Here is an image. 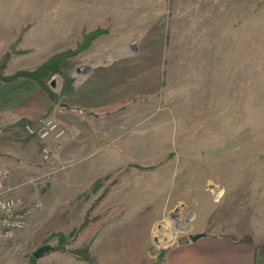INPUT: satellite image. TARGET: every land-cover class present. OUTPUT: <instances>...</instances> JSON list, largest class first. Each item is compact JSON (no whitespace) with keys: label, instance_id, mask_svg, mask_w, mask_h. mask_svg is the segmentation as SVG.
Here are the masks:
<instances>
[{"label":"rangeland","instance_id":"374dc122","mask_svg":"<svg viewBox=\"0 0 264 264\" xmlns=\"http://www.w3.org/2000/svg\"><path fill=\"white\" fill-rule=\"evenodd\" d=\"M232 58L241 62L227 71ZM46 64L55 108L45 115L84 116L95 143L56 116L66 132L38 180L43 205L0 236V264L181 241L197 190L210 202L228 169L244 166L233 158L244 131L264 129V0H0V76ZM110 184L90 214L106 215L75 236Z\"/></svg>","mask_w":264,"mask_h":264},{"label":"crops","instance_id":"0c3cea01","mask_svg":"<svg viewBox=\"0 0 264 264\" xmlns=\"http://www.w3.org/2000/svg\"><path fill=\"white\" fill-rule=\"evenodd\" d=\"M234 60L227 61V71H231L230 64L238 60L241 62V58ZM12 83L13 87L10 86ZM54 103L46 91L32 80L25 78L0 85V170L7 171L4 185L14 187L13 194L25 198L39 194L44 183L43 179L38 181L39 177L49 173L50 161L57 157L43 160L41 147L51 140L39 139L24 129L25 122L35 121L53 112ZM58 115L69 127L79 124L81 133L94 142L96 135L92 136L91 130L86 129L85 124L89 122L84 116L70 111ZM238 143H241V147H237V156L233 158L238 160L242 157L244 166L241 169H228L226 175L221 173L227 176V184L216 186L210 202L203 201L202 189L195 191L192 206L195 228L189 230L181 241L162 249L132 248L127 252L122 249L92 250L95 262L82 260L67 250L55 249L58 257L53 258L51 263L264 264V129L256 131L248 127ZM254 160H258V163ZM246 162L249 166H245ZM34 214L29 221H34ZM195 233L202 236L191 240L189 235ZM160 250L161 257L156 259ZM124 255H130L132 259L124 263Z\"/></svg>","mask_w":264,"mask_h":264},{"label":"built area","instance_id":"2783aa9c","mask_svg":"<svg viewBox=\"0 0 264 264\" xmlns=\"http://www.w3.org/2000/svg\"><path fill=\"white\" fill-rule=\"evenodd\" d=\"M25 131L45 142L41 147L43 160L55 158L61 149V138L65 134V127L56 116L45 115L35 121L24 124ZM7 177L5 169L0 170V236L12 238L24 229L35 210L41 208L43 200L36 194L31 198H25L19 194H13L14 187L5 186Z\"/></svg>","mask_w":264,"mask_h":264},{"label":"trees","instance_id":"16d2710c","mask_svg":"<svg viewBox=\"0 0 264 264\" xmlns=\"http://www.w3.org/2000/svg\"><path fill=\"white\" fill-rule=\"evenodd\" d=\"M97 33V32H96ZM95 32H91L90 34L87 35L88 37L93 38V36L96 35ZM86 36H84L85 38ZM62 56V54H58L57 56H55L52 60V62L57 63L58 59ZM52 69V68H51ZM49 67V64L42 66L39 69L33 70V71H22V72H18L12 76L9 77H1L0 76V83L1 82H11L13 80H15L17 77L19 76H24L25 78L35 81L44 91H46V93L48 94V96L53 99L52 94L47 90V88L44 86V83L42 82V78L44 76H47V74H49L50 71H52ZM150 168V167H148ZM115 182V181H114ZM113 184V183H112ZM111 184L107 187H105L101 193L98 195V197L89 205V210L88 212L85 214L84 219L82 221V224L79 226V228L76 230L75 236H79L81 234H83L84 232H86L91 226L92 224H94L96 221L98 222L99 220H101L103 218V216L106 215V213L108 212L107 210H103L101 212H99L96 215H91V212L94 210V208L101 202V200L107 195V193L109 192ZM60 240L63 244L68 243V238L61 236ZM71 253L75 254L78 258L85 260L87 262H95V257L93 255H91V253L88 250V247H85L83 250L80 249H76V250H71ZM162 254V253H161Z\"/></svg>","mask_w":264,"mask_h":264},{"label":"water","instance_id":"95a60500","mask_svg":"<svg viewBox=\"0 0 264 264\" xmlns=\"http://www.w3.org/2000/svg\"><path fill=\"white\" fill-rule=\"evenodd\" d=\"M200 236H202V234L201 233H195V234H190L189 235V238L191 239V240H195L196 238H198V237H200ZM47 248V246H42V247H40V248H38L34 253H33V256L35 257V258H37V257H39L41 254H42V252L45 250Z\"/></svg>","mask_w":264,"mask_h":264}]
</instances>
